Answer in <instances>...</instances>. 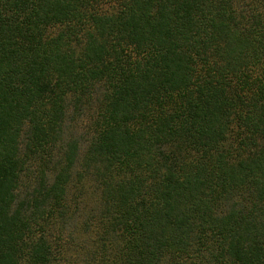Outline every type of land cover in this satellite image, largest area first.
Masks as SVG:
<instances>
[{"label":"trees","instance_id":"1","mask_svg":"<svg viewBox=\"0 0 264 264\" xmlns=\"http://www.w3.org/2000/svg\"><path fill=\"white\" fill-rule=\"evenodd\" d=\"M73 186L80 264H264V0H0V264L61 261Z\"/></svg>","mask_w":264,"mask_h":264},{"label":"rangeland","instance_id":"2","mask_svg":"<svg viewBox=\"0 0 264 264\" xmlns=\"http://www.w3.org/2000/svg\"><path fill=\"white\" fill-rule=\"evenodd\" d=\"M92 107L94 111L95 107ZM93 111L86 108L83 114H79L75 112L74 108H71L67 115L66 138L70 136L80 137L83 134H87L92 123ZM82 139L84 142L85 138L82 137ZM84 145H82L83 148H85ZM25 180L24 185L29 179ZM97 204L93 190L88 189V186L82 190L75 189V186L72 187L69 213L59 220L56 225L51 226L56 244L63 254L58 264H80L86 260L85 250H81L80 247L84 243L87 245L91 244L92 240L90 237L91 231L87 233L88 229L85 225V220L91 217V211Z\"/></svg>","mask_w":264,"mask_h":264}]
</instances>
